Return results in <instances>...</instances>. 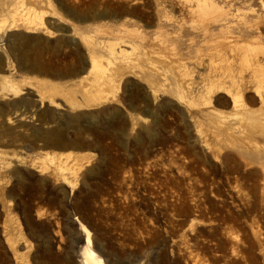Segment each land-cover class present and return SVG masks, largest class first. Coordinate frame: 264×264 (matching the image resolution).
I'll use <instances>...</instances> for the list:
<instances>
[{
    "label": "rangeland",
    "instance_id": "1",
    "mask_svg": "<svg viewBox=\"0 0 264 264\" xmlns=\"http://www.w3.org/2000/svg\"><path fill=\"white\" fill-rule=\"evenodd\" d=\"M0 1V264H80V223L106 264H264V86L245 58L260 43L264 65V0H216L230 16L207 32L190 25L197 0ZM28 9L51 13L47 30ZM250 9L258 29L231 15ZM109 42L137 60L110 72L101 58L119 89L85 105L90 48ZM171 60L186 66L189 94L178 95ZM224 70L246 120L222 93L199 99L202 80ZM42 81L84 106L52 103Z\"/></svg>",
    "mask_w": 264,
    "mask_h": 264
},
{
    "label": "bare ground",
    "instance_id": "2",
    "mask_svg": "<svg viewBox=\"0 0 264 264\" xmlns=\"http://www.w3.org/2000/svg\"><path fill=\"white\" fill-rule=\"evenodd\" d=\"M197 2V7L191 9L188 12L191 15L190 25L194 29H202L204 32H207L212 27V25H216V23L225 22L226 19L230 16V13L227 11V9L218 5L216 0H197ZM49 5L55 11V15H57L58 13H56L57 9L55 5L51 1H49ZM22 6H24L23 3ZM257 14L259 18L255 19L254 22L250 23L251 25H249V23H247L246 21L247 16H256ZM231 15L234 18L239 19L240 21L244 20L246 22L245 26L249 29L255 27L256 29H258V27L263 23L261 20L262 16H260L257 10L255 9H250L248 11H244L243 13H240V10H236ZM49 16H51V13L43 12L38 14L28 9L27 20L30 22L31 26L40 27L42 29L47 30L48 28L45 22ZM8 28L9 27L7 26L6 21L0 19V33L3 31H7ZM70 34L74 35V29H70ZM223 34L226 35L227 33ZM223 40L224 45H229V47L234 50L238 48L239 44L235 43L228 36H224ZM116 46L117 44L109 42L107 43V45H102V43H98L90 48L91 58L89 60V70L86 73H83L84 75L83 77H81V80L84 81H87L88 77L90 76L93 77V80L88 81L90 82L88 86L89 90L85 87L83 91V101L85 102V105H87L88 102H98L102 99H106L111 93L115 92L116 89H119L120 80L117 81L113 79L111 75L108 76V74L104 72V68H102V63L100 61L101 58H105L109 62L110 72L115 70V68L113 67L114 65H120L123 68L130 69L137 60V58L136 60H134V56H138L136 53H134V49L131 51L129 50L131 48L126 47V49L128 48V50H120L119 48L117 49ZM262 48L263 47L260 43H253L245 58H251V60L253 61V66L255 67L254 75L256 78L258 77V79H260L259 84L264 86V65L263 61L259 59V56L263 53L261 52ZM2 58L3 57L1 56V59ZM175 59L177 58L175 57ZM174 60H171L170 67L174 68V70L176 71V88L177 91H179L178 95H180L181 93L185 94V92L189 94L190 88L187 84V77L189 76L188 70L184 64L179 65L177 61ZM3 82L11 88V91L15 95L19 94V90L13 89L14 87H16V84L12 81V79L4 78ZM227 83H231L233 85L239 84V82L229 70H224L222 72H219V74L208 76L206 79H203L201 83L203 85L201 86V90L207 92V94L201 95L199 99L203 100L206 106H212L213 95L217 93H222L227 99V103L230 104L231 109L235 112V114H233L234 117H236L237 119L239 118L241 120H246L247 115H250L252 113L249 109L244 107L241 98H237L225 88V85ZM41 85L43 86L44 94L48 95L52 103L55 102L54 99L56 96H62L73 107L82 108L84 106L83 103H78L76 101V98L72 92L65 91V89L62 90L57 85V83H49L47 81H42ZM261 96L262 95L260 91L255 93V97L258 99L255 100V103L259 105L260 113L264 115V100ZM184 97H186V95ZM209 118L214 126H216V124L221 126L226 132L231 130L230 127L221 123L219 118L216 117V111H213V113H209ZM71 154L73 153H66V155L68 156H71ZM65 184L68 185L72 192L76 188L73 185H69L67 182H65ZM79 231L81 232L84 238L83 246L81 247L79 252L81 257L80 264H106L104 259L95 250V244L93 241V234L91 230L88 229L84 224L80 223Z\"/></svg>",
    "mask_w": 264,
    "mask_h": 264
},
{
    "label": "water",
    "instance_id": "3",
    "mask_svg": "<svg viewBox=\"0 0 264 264\" xmlns=\"http://www.w3.org/2000/svg\"><path fill=\"white\" fill-rule=\"evenodd\" d=\"M88 70H89V61L87 59V63L85 65L84 69H83L82 74L86 73ZM75 79H76V76H75ZM143 117H145V116H143ZM72 150L74 152H86V151H88V149H85V148H82V147H74ZM32 151H33V149H28L27 150V152H29V153H31ZM8 199H10V198H8ZM81 246H83V243H81Z\"/></svg>",
    "mask_w": 264,
    "mask_h": 264
},
{
    "label": "trees",
    "instance_id": "4",
    "mask_svg": "<svg viewBox=\"0 0 264 264\" xmlns=\"http://www.w3.org/2000/svg\"><path fill=\"white\" fill-rule=\"evenodd\" d=\"M1 240L4 242L3 238H2V234H1Z\"/></svg>",
    "mask_w": 264,
    "mask_h": 264
}]
</instances>
